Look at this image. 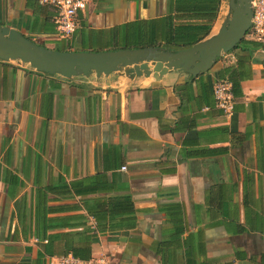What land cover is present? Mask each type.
Wrapping results in <instances>:
<instances>
[{
    "label": "crops",
    "instance_id": "obj_1",
    "mask_svg": "<svg viewBox=\"0 0 264 264\" xmlns=\"http://www.w3.org/2000/svg\"><path fill=\"white\" fill-rule=\"evenodd\" d=\"M219 2L201 40L226 15ZM212 3L88 0L62 38L51 6L0 0V25L56 50L175 51L201 41ZM224 54L197 76L158 78L0 60V264H264V43ZM219 77L233 83L229 114L212 93Z\"/></svg>",
    "mask_w": 264,
    "mask_h": 264
},
{
    "label": "water",
    "instance_id": "obj_2",
    "mask_svg": "<svg viewBox=\"0 0 264 264\" xmlns=\"http://www.w3.org/2000/svg\"><path fill=\"white\" fill-rule=\"evenodd\" d=\"M251 0H227L226 15L218 31L194 45L169 50L143 47L108 51H63L47 48L8 26L0 25V60L18 61L37 71L64 77L108 76L119 72L129 78H158L172 70L197 76L238 45L250 27Z\"/></svg>",
    "mask_w": 264,
    "mask_h": 264
},
{
    "label": "built area",
    "instance_id": "obj_3",
    "mask_svg": "<svg viewBox=\"0 0 264 264\" xmlns=\"http://www.w3.org/2000/svg\"><path fill=\"white\" fill-rule=\"evenodd\" d=\"M40 2L51 6L55 10L54 23L58 35L62 38H70L77 28L79 13L85 10L88 0H40ZM250 7L252 11L251 23L245 37L250 40L264 43V0H251ZM7 62L23 64L18 61ZM212 93L218 108L225 114H229L233 111V83L230 79L222 77L216 78L212 84ZM45 264L114 263L106 255L81 259L71 254H64L59 256H48L45 260Z\"/></svg>",
    "mask_w": 264,
    "mask_h": 264
},
{
    "label": "trees",
    "instance_id": "obj_4",
    "mask_svg": "<svg viewBox=\"0 0 264 264\" xmlns=\"http://www.w3.org/2000/svg\"><path fill=\"white\" fill-rule=\"evenodd\" d=\"M219 4H220L219 0H214V3H212V8L208 9V13H209L210 17H208L207 19H208L209 23L207 24V26L202 28L203 32L201 34L200 40L202 38H204L206 35H208V33H209L210 29H211L212 23L215 21V19L217 17V14L219 12ZM182 43L183 44L181 46H187V45L195 44L196 40H192V41L183 40ZM41 45H43V44H41ZM237 46L238 45H236L234 48H236Z\"/></svg>",
    "mask_w": 264,
    "mask_h": 264
},
{
    "label": "rangeland",
    "instance_id": "obj_5",
    "mask_svg": "<svg viewBox=\"0 0 264 264\" xmlns=\"http://www.w3.org/2000/svg\"><path fill=\"white\" fill-rule=\"evenodd\" d=\"M224 1H225V2H224L223 10H222L223 13H224L225 11H227V5L225 6L227 0H224ZM227 60H228V56H226L225 54H223V55L220 57V61H221V62H226ZM214 65H216V64H214Z\"/></svg>",
    "mask_w": 264,
    "mask_h": 264
}]
</instances>
